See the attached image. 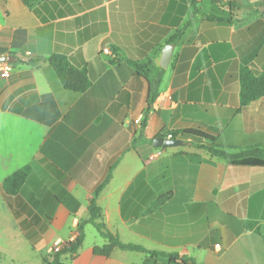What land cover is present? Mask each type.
Wrapping results in <instances>:
<instances>
[{"label":"crops","instance_id":"1","mask_svg":"<svg viewBox=\"0 0 264 264\" xmlns=\"http://www.w3.org/2000/svg\"><path fill=\"white\" fill-rule=\"evenodd\" d=\"M230 5L0 0V58L12 66L9 77L0 74V264H43L54 240L78 237L82 226V245L62 264H171L119 248L94 254L108 241L83 222L110 171L98 222L124 244L198 264H264V167L231 165L190 139L154 146L184 130L215 137L229 153L264 145V99L240 104L242 67L264 72V0ZM53 55L89 69L90 88L64 89L47 60ZM26 165L32 171L11 209L2 183ZM87 224L96 232L89 241Z\"/></svg>","mask_w":264,"mask_h":264},{"label":"trees","instance_id":"2","mask_svg":"<svg viewBox=\"0 0 264 264\" xmlns=\"http://www.w3.org/2000/svg\"><path fill=\"white\" fill-rule=\"evenodd\" d=\"M43 1L46 0H22V2L28 7H33ZM209 18L217 21L223 20L218 16H210ZM189 25L190 22L185 25V27L179 32L177 38L174 40L180 39ZM47 60L52 66L53 70L56 72L64 89L76 94H80L88 90L92 85V78L90 77L89 69H79L74 67L67 60V58L62 55H53ZM130 64L134 66L137 71V74L140 75L141 73H144L145 76L148 77L144 69L139 67L135 62H130ZM160 83L161 80L158 79L152 81L150 84L148 96V110L154 103ZM240 83V104L242 108H246L251 103L256 102L260 99H264V72H262L260 75H256L249 67H242L240 73ZM145 125L146 121L142 123V127L144 128ZM171 134L172 138L175 140L177 138L182 139L184 141H188V139H190L191 144L195 145L198 148L205 149L215 156L225 158L231 165L264 167V145L254 146L238 153H229L218 147L217 140L215 137L205 134L199 130H184ZM160 137L167 138V135H160ZM31 171L32 167L30 165H26L20 168L19 170L15 171L3 181L2 193L6 203L11 209H13L12 200L14 196L18 194L22 186L25 184ZM110 179L111 171L109 172L105 180L94 191L93 199L89 207L90 218L88 219V221L83 222L93 223V225L101 233L102 237L108 241L103 246H96L94 248V254L107 257L112 253L115 248H119L122 250L143 252L148 254L150 257L167 258L168 262L171 264H198L193 260L179 254H166L161 252L148 251L137 245L124 244L116 235H113L111 232L106 231L104 225L98 222V220L101 219L102 214L101 209L97 206V198L99 197L100 193L103 191L104 187L107 185ZM83 240L84 233L82 226L80 227L79 236L73 243L69 244L61 253L53 255L51 259L45 258L43 260V264H62V255L66 253H74L82 245ZM146 264H148L147 261Z\"/></svg>","mask_w":264,"mask_h":264},{"label":"built area","instance_id":"3","mask_svg":"<svg viewBox=\"0 0 264 264\" xmlns=\"http://www.w3.org/2000/svg\"><path fill=\"white\" fill-rule=\"evenodd\" d=\"M218 2L221 8L229 9L231 7L230 5L231 0H218ZM11 69H12V66L8 62H5V61L0 62V74L2 77L4 78L9 77ZM136 123H140V121H137ZM167 139H173L172 134H168ZM158 155H160V153L153 154L151 158L153 159ZM76 238L77 237L74 235L69 240H63V239L54 240L51 247L49 248L50 255L61 253L69 244L73 243L76 240Z\"/></svg>","mask_w":264,"mask_h":264},{"label":"water","instance_id":"4","mask_svg":"<svg viewBox=\"0 0 264 264\" xmlns=\"http://www.w3.org/2000/svg\"><path fill=\"white\" fill-rule=\"evenodd\" d=\"M174 45L169 44L166 46V48L163 51L162 60H161V66L163 68H167L173 54ZM8 60L7 58H0V62H4ZM183 144V141L181 140H175V139H163V138H156L154 139V146L155 147H174V146H180Z\"/></svg>","mask_w":264,"mask_h":264},{"label":"rangeland","instance_id":"5","mask_svg":"<svg viewBox=\"0 0 264 264\" xmlns=\"http://www.w3.org/2000/svg\"><path fill=\"white\" fill-rule=\"evenodd\" d=\"M86 229H87V235H88V241H89L92 237V234L96 232L94 231L93 227L89 224L86 225ZM1 264H27V263L20 261V260L13 263L9 259H4V261H1Z\"/></svg>","mask_w":264,"mask_h":264}]
</instances>
